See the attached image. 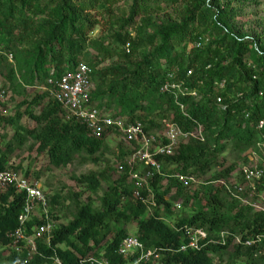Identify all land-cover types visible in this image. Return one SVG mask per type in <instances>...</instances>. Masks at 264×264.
Wrapping results in <instances>:
<instances>
[{
	"label": "trees",
	"instance_id": "trees-1",
	"mask_svg": "<svg viewBox=\"0 0 264 264\" xmlns=\"http://www.w3.org/2000/svg\"><path fill=\"white\" fill-rule=\"evenodd\" d=\"M119 1L0 0V73L5 72L9 83L17 86L15 73L18 71L25 86H34L35 82L42 80L44 84L49 76H59L79 62H85L93 69L91 84L96 83V87L90 89L89 104L101 110V105L115 102L117 112L114 116L137 119L146 130L156 128L157 116L161 123L174 122L184 131L197 133L200 129L203 140L189 138L179 144L174 154L158 157L162 161L161 173L154 174L149 185L157 205L150 212L132 198V183L124 167L101 197L99 209L89 204L77 205L71 221L54 225L49 244L38 241L41 255L27 257L13 250L7 234L17 225L23 195L12 189L0 192V258L4 256L6 261L2 263L54 264L52 257L56 255L61 264H79L93 256H103L109 264H132L134 257L124 259L116 251L120 240L126 236L120 223L132 220L137 224L135 236L146 247L154 246L158 250L161 264H215L210 254L230 246H234V253L245 255L247 262L263 260L264 237L259 241L256 235H264V212L241 204L219 184L220 180H228L234 165L224 166L218 154L229 141L258 152L255 123L264 119V42L233 32L229 26L234 15L233 10H229L231 0H192L179 24L160 25L153 34H147L144 25H137L134 18L151 16L152 8L158 9L159 4L150 6L148 0H133L127 18L119 19L121 24L117 30L109 36L90 38L89 33L102 21L106 22V18H98V15L105 13L107 23L111 22L115 17L113 6ZM134 23L137 33L132 36L129 26ZM32 40L35 43L27 47ZM153 44H156L153 50L147 52V45ZM18 51L21 59L15 58V68L6 62L4 52ZM135 53L141 59L133 62ZM112 58L122 63L94 70ZM174 66L179 68L177 76L194 87L199 98L179 96L175 99L172 92L161 90L166 72ZM187 70H191L188 77ZM106 78H110L111 84L104 94L101 88ZM222 80L225 85L220 89L215 83ZM217 96L222 98L224 109L216 106ZM103 97L106 98L104 102ZM95 100H100V104ZM177 102L183 104V110ZM29 103L42 104L39 113L25 111L37 125L32 136L38 142V150L45 152L53 165L67 163L80 151L94 155L106 147L104 140L108 131L96 137L75 117L64 119L61 106L45 91L37 93ZM139 111L144 114H135ZM5 150L0 147V168L17 170L6 165ZM128 153L129 150L120 151L118 165H124ZM215 167L219 170L212 172L200 188L191 193L188 190L191 181L183 184L176 177L205 176ZM23 174L29 178L27 171ZM93 178L92 175L84 177L90 182ZM263 184L264 177L258 184V191ZM172 190L175 195L183 196L184 202L196 200L206 205L180 219L175 226H169L160 210L169 211L171 203L166 196ZM45 195L49 205L55 203V199ZM224 196L230 201L227 212L222 211ZM233 209L237 211L228 213ZM49 214L53 218L52 212ZM40 222L39 217H33L28 231ZM111 224H114V233L102 244L111 232ZM184 226L204 229L208 238L212 237L215 242L208 243L204 239L199 249L178 250L187 243ZM221 228L229 230H219ZM214 230L230 234L224 236L222 243L219 234L211 233ZM233 236H239L241 241L233 243ZM246 239L252 240L249 246L243 243ZM96 248L104 250L100 254Z\"/></svg>",
	"mask_w": 264,
	"mask_h": 264
},
{
	"label": "rangeland",
	"instance_id": "rangeland-1",
	"mask_svg": "<svg viewBox=\"0 0 264 264\" xmlns=\"http://www.w3.org/2000/svg\"><path fill=\"white\" fill-rule=\"evenodd\" d=\"M133 0H120L113 6L114 19L107 23V16L105 13L98 15V18H106V22L102 21L97 25L92 32L89 33L90 38H97L99 36H109L112 31L118 29L121 22L119 19H126L127 12ZM192 0H178L173 3L171 0H148L147 4L154 6L159 4L158 9L152 8L151 16H136L134 22L139 25L143 24L147 34H153L157 31L160 25H177L182 21L185 15V8ZM233 10V19L230 21L229 26L233 32L243 36L244 38L258 39L264 42V0H231L230 9ZM135 23L130 24L129 30L132 36L137 33L135 31ZM35 40L27 43V47H31ZM156 44L147 45L145 48L147 52H151ZM90 54L92 51L88 50ZM4 52L6 62L13 67L17 65V61L21 59L20 51L11 52L12 57L9 59ZM135 60L139 61L141 57L138 53L134 54ZM116 58L104 61L94 70L100 68H112L121 64ZM5 72L0 73V147L5 150L6 165L16 167L21 172H28L30 181L36 182L42 191L48 196L55 199V203L51 204L49 211L52 212L55 225L67 224L72 220L77 205L89 204L95 209L101 207V197L104 192L112 184V182L120 175L119 168L117 167L120 161V151L129 150L130 145L119 134L109 133L105 137L106 147L102 148L94 155H88L83 151L76 153L67 163L53 165L45 152L38 150V142L33 138V133L37 129L36 123L27 116L25 110H32L34 113H39L42 104L32 105L29 101L37 93L43 92V81L35 82L34 86H25L21 75L16 71L15 77L18 85L14 86L4 76ZM92 88L96 87L95 81L92 82ZM110 78L105 79V83L101 88L104 94L107 87L110 85ZM24 87V88H20ZM22 89L24 91H22ZM104 100L106 99L103 97ZM47 99H45L46 102ZM100 100H95L99 103ZM101 102V103H102ZM102 112L114 116L117 112V105L112 102L109 106L101 105ZM64 119H69L71 114L65 110L62 111ZM135 114H144L143 111L135 112ZM136 116V115H135ZM133 116V117H135ZM156 119V128L152 131L155 133H163L164 123H161L159 117ZM22 135V138H20ZM249 157L253 161L262 159L261 152L252 153L249 146L243 148L236 145L234 142L229 141L226 148L218 154V160L222 161L224 166L229 164L234 165V170L228 180L232 181L237 179L240 174L242 166L253 164L249 161ZM169 169V168H168ZM219 167H215L210 173L205 176H194V181H191V193L194 189H199L201 184L209 178V176ZM94 176L93 182L85 180V176ZM224 181V180H220ZM220 181L219 184H220ZM260 197L257 198L256 203L264 206V184L262 189L259 190ZM166 198L170 201L171 207L169 211L160 210L164 221L169 226H175V223L180 219L188 217L196 212L201 205H206L204 202L199 203L196 200L184 202L183 196L174 194V190L170 192ZM222 211L229 210L230 201L224 196V203ZM204 208V207H203ZM206 210V207L204 208ZM255 210V209H253ZM237 209H233L230 214H233ZM114 224L110 225L111 232L102 240V244L106 242L114 233ZM126 235H137L136 221L132 220L128 223H120ZM229 225V223H228ZM231 225V222H230ZM223 228L219 229L222 230ZM219 230H214L213 235L219 234ZM223 230H229L224 228ZM101 235L98 236L100 238ZM63 247H65L63 245ZM146 247V246H145ZM0 245V251H1ZM147 249L155 248L154 246H147ZM104 248H96V252L102 253ZM234 246H230L226 250L212 252L211 259L215 264H264L263 260H250L247 262L246 256L243 254L234 253ZM101 257V256H94ZM4 256L0 258V264H4Z\"/></svg>",
	"mask_w": 264,
	"mask_h": 264
},
{
	"label": "built area",
	"instance_id": "built-area-1",
	"mask_svg": "<svg viewBox=\"0 0 264 264\" xmlns=\"http://www.w3.org/2000/svg\"><path fill=\"white\" fill-rule=\"evenodd\" d=\"M125 50L129 51V45H125ZM10 59L11 53H6ZM179 68L174 66L166 72L161 90H168L174 94L175 99L179 96H190L199 98L198 91L188 85L181 77L177 76ZM93 69L85 62H79L72 70H67L59 76H49L42 89L48 96L58 103L61 108L82 122L93 136H100L104 130L109 133L119 134L130 145L129 153L124 157V165H118L119 171L127 167V178L132 183V198L138 200L148 212L156 205V199L150 188V180L154 174H160L162 161L158 157L170 156L181 142L189 138L199 137L203 140L200 129L197 133L182 130L174 122L164 123L163 133H155L146 130L143 124L137 120H130L126 115L112 116L102 112L95 105L89 104V93L92 87L91 76ZM191 74V70L186 71V77ZM218 88H223L225 81L216 82ZM178 103V102H177ZM179 104V103H178ZM215 104L220 109L226 106L220 96L215 99ZM183 110V104H179ZM257 131L256 146L258 152L262 154V159L249 161L253 164L242 166L240 178L235 180L220 181L225 191L230 197L236 199L241 204L248 205L257 211L264 212V206L258 205L256 200L260 197L258 184L264 177V119H259L255 123ZM183 182L189 184L194 181L191 176L176 175ZM14 190L23 194L21 210L17 216V225L7 234L12 242V248L16 252L26 251L27 256L36 254L38 251L37 243L39 239L45 238L47 241L54 227L48 208L49 200L40 186L36 182L30 181L23 176L20 171L11 168H0V192ZM40 212L41 222L33 229L28 231V222L35 213ZM184 234L187 239L186 244H182L178 250L184 251L187 247L199 249L202 240L207 239L208 243L215 240L208 238L206 231L196 226H184ZM227 231H221L219 236L224 243V236L229 235ZM264 235H256V239L261 241ZM241 241L239 236H233V243ZM244 245L249 246L252 240H244ZM117 253L123 258L135 256L132 263L151 262L160 264L159 254L156 249H146L144 244L134 235L124 236L117 246ZM58 262L57 259H55ZM87 264H108L104 259L90 257Z\"/></svg>",
	"mask_w": 264,
	"mask_h": 264
},
{
	"label": "clouds",
	"instance_id": "clouds-1",
	"mask_svg": "<svg viewBox=\"0 0 264 264\" xmlns=\"http://www.w3.org/2000/svg\"><path fill=\"white\" fill-rule=\"evenodd\" d=\"M12 169V168H11ZM14 170V169H13ZM16 171H20V170H16ZM21 172V171H20ZM22 174H23V172H21ZM23 176H24V174H23ZM29 179V178H28ZM44 192V191H43ZM21 193V192H20ZM22 194V193H21ZM45 194V193H44ZM23 195V194H22ZM48 198V197H47ZM48 200H49V198H48ZM22 207V206H21ZM49 207H50V205H49ZM21 210V209H20ZM48 211H49V208H48ZM20 212V211H19ZM40 212H38V213H35L34 215H33V217H39L40 218V214H39ZM19 214V213H18ZM18 216V215H17ZM32 217V218H33ZM41 219V218H40ZM32 220V219H31ZM30 220V221H31ZM30 221L28 222V225H29V223H30ZM54 221V220H53ZM54 223V222H53ZM54 225H55V223H54ZM53 230V229H52ZM52 233V232H51ZM135 236V235H134ZM50 239H51V234H50V238H49V240L47 241L45 238H42V239H39L38 241H40V240H43V241H46V243L47 244H49V242H50ZM121 241V240H120ZM38 244V243H37ZM145 246V245H144ZM38 248V247H37ZM146 248V247H145ZM147 249V248H146ZM153 249H156V248H153ZM15 251V250H14ZM38 252L36 253V254H34V255H41V253L39 252V250H37ZM16 252V251H15ZM25 255H26V251H22ZM156 252L159 254V252H158V250L156 249ZM17 253H20V252H17ZM27 256V255H26ZM121 256V255H120ZM27 257H29V256H27ZM122 257V256H121ZM130 257V256H129ZM132 257H134V259H135V256L133 255ZM93 258H98V259H101V258H104L103 256H101V257H94L93 256ZM123 258V257H122ZM55 259H57L58 260V262H56L55 261ZM89 259V258H88ZM88 259L86 260V261H79V264H87V262H88ZM107 262H108V260L106 259V258H104ZM124 259H127V258H124ZM134 259L132 260V262L134 261ZM52 260H53V263L54 264H61V262H60V260H59V258H58V256H53L52 257ZM131 262V263H132ZM159 262H160V254H159ZM137 263H141V262H137ZM137 263H135V264H137ZM143 263H147V262H143ZM150 264H153V263H151V262H149ZM109 264V263H108ZM132 264H134V263H132ZM160 264H161V262H160Z\"/></svg>",
	"mask_w": 264,
	"mask_h": 264
}]
</instances>
